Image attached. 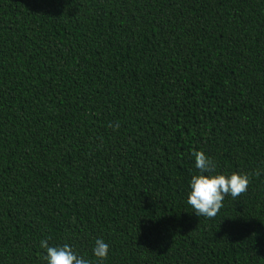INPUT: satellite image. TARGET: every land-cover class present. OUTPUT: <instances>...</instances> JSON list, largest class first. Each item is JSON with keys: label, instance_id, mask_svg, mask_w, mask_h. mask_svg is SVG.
I'll return each instance as SVG.
<instances>
[{"label": "trees", "instance_id": "16d2710c", "mask_svg": "<svg viewBox=\"0 0 264 264\" xmlns=\"http://www.w3.org/2000/svg\"><path fill=\"white\" fill-rule=\"evenodd\" d=\"M201 150L250 174L214 217ZM97 237L101 264H264V0H0V264Z\"/></svg>", "mask_w": 264, "mask_h": 264}, {"label": "clouds", "instance_id": "9594fccd", "mask_svg": "<svg viewBox=\"0 0 264 264\" xmlns=\"http://www.w3.org/2000/svg\"><path fill=\"white\" fill-rule=\"evenodd\" d=\"M114 129L119 123L110 124ZM195 167L199 170L189 181L187 203L197 216L214 217L226 196L233 198L246 191L250 183V174L244 172H216V164L203 150L194 153ZM45 250L46 264H101L110 254V243L97 237L92 246V258L80 254L69 243L50 245L48 239L40 241Z\"/></svg>", "mask_w": 264, "mask_h": 264}]
</instances>
